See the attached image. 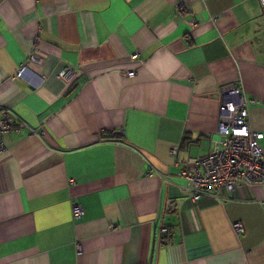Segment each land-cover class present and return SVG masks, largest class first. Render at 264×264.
<instances>
[{
	"label": "crops",
	"instance_id": "1",
	"mask_svg": "<svg viewBox=\"0 0 264 264\" xmlns=\"http://www.w3.org/2000/svg\"><path fill=\"white\" fill-rule=\"evenodd\" d=\"M227 83L264 134L259 0H0V264H264V184L183 190Z\"/></svg>",
	"mask_w": 264,
	"mask_h": 264
},
{
	"label": "built area",
	"instance_id": "2",
	"mask_svg": "<svg viewBox=\"0 0 264 264\" xmlns=\"http://www.w3.org/2000/svg\"><path fill=\"white\" fill-rule=\"evenodd\" d=\"M259 1L264 4V0ZM191 24L195 25L193 21ZM130 58L138 64L144 63L138 52L132 53ZM30 59L38 61L34 52L29 53ZM25 69L26 62L21 63L14 77H20ZM70 73V69L62 70L65 76ZM125 74L132 76L135 69L130 68ZM220 93L218 136L211 140L207 153L187 158L180 170V175L186 180L183 190L193 200L209 196L224 201L230 191L264 184V152L260 146L264 134L251 127L249 99L244 88L241 83H227L220 87ZM23 125L14 114L0 109V154L7 150L4 135ZM177 148L174 145L172 153H176ZM72 212L75 217L82 213V207L76 201H72ZM233 228L238 234L244 232L239 221L233 222ZM162 230L170 233L168 225Z\"/></svg>",
	"mask_w": 264,
	"mask_h": 264
}]
</instances>
